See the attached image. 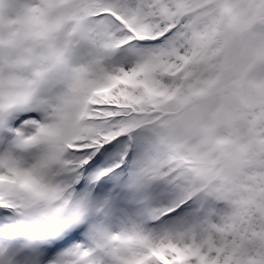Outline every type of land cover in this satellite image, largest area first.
<instances>
[{
  "label": "snow or ice",
  "instance_id": "obj_1",
  "mask_svg": "<svg viewBox=\"0 0 264 264\" xmlns=\"http://www.w3.org/2000/svg\"><path fill=\"white\" fill-rule=\"evenodd\" d=\"M0 264H264V0H0Z\"/></svg>",
  "mask_w": 264,
  "mask_h": 264
}]
</instances>
